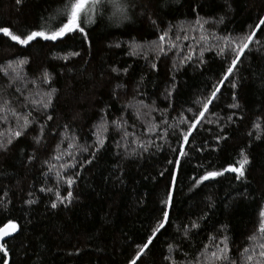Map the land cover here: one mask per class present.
<instances>
[{"label":"trees","instance_id":"trees-1","mask_svg":"<svg viewBox=\"0 0 264 264\" xmlns=\"http://www.w3.org/2000/svg\"><path fill=\"white\" fill-rule=\"evenodd\" d=\"M64 2L21 0L18 4L17 0H0V27H9L21 36L45 25L55 27L64 19L58 15ZM121 2L131 3L129 18L118 21L113 15L116 9L110 4L102 9V20L98 18L94 25L88 26L90 48L79 37L66 44L36 41L23 47L0 34V68L27 58L29 62L24 66L27 81L37 79L44 70L52 77L51 85L41 84L38 89L27 82L9 86V79L0 73V97L24 112L30 110L31 99H39L37 91L57 88L52 107L47 112L33 113L45 125L43 142L37 145L33 140L39 134V126L34 123L28 130L30 134L14 141L7 152H0V199L10 201L6 208L0 204V228L9 221L18 225L17 233L6 240L9 255L4 258L0 253V264L4 259L8 264H129L138 250L136 245L150 234L149 226L159 216L167 196L169 174L173 171V165L167 161L176 159L169 145L178 148V137L169 129L166 142L156 138L161 150L151 147L144 152L129 142L125 151L121 133L110 127L105 133L104 148L92 159V148L88 152L70 149L71 140L66 136H75L80 146H91L102 117L109 125L123 117L128 125H134L129 131H134L141 140L151 141L153 137L147 135L145 125L154 117L163 131L166 126L161 121V112L170 125L176 126L177 132L184 130L186 125L178 121L182 117L192 118V112L186 110L198 111L195 101L209 93L222 66H226L223 57L217 54V41L210 38L212 48L204 52L205 63L199 68L196 67L201 50L197 46L199 39H181L167 56L157 59L149 54L146 61L142 56L147 46L158 41L161 30L169 28L181 37H198L199 32L180 31L182 27H195L198 18L207 21L206 33L235 37L248 33L264 17V0ZM221 17L223 23L219 22ZM255 39L261 44L250 45L253 51L246 53L238 65V87L232 89L225 82L218 100L206 114L212 123L202 122L189 138L186 150L191 159L181 161L170 224L141 258L143 264H169L164 259L169 244L178 249L172 254L177 264H185L198 256L205 244L211 243L209 237H217L218 242L222 229L229 238L232 257L237 258V264H245L239 253L252 244L249 237L258 233L259 212L264 209V133L256 140L254 127L260 123L264 128V25ZM116 43L121 46L115 47ZM133 44L144 46L139 55L129 54V45ZM190 47L195 49L192 62L181 64ZM73 51H79L80 56H69ZM65 56H69L67 62ZM152 62L156 63L155 70ZM113 68L119 71L113 72ZM173 83L175 91L170 99H165L166 89ZM16 87L21 91L17 92ZM140 100L150 105L154 102L158 111L137 120L134 109L126 105L138 106ZM232 103H238L239 108L228 107ZM47 115L53 119L48 121ZM229 116L234 122L228 120ZM219 126H223L222 133ZM4 128L0 124V131ZM249 132L253 135L249 136ZM217 135L228 138L220 142L218 151H212L217 147ZM241 150L250 160L244 180L237 181L233 174L227 173L189 190L191 177L205 170L197 168L198 163L209 170L226 167L240 159ZM69 151L79 162V175L71 189L74 198L60 203L53 192L66 196L68 188L63 179H57L56 172L67 176L77 171L69 169L65 173L60 168L63 163L73 162L66 155ZM60 153H64L61 160H54ZM33 155L35 158L30 160ZM87 159H92V163H85ZM49 163L55 165L51 170ZM41 188H51L53 192H41ZM28 200L35 203L29 205ZM52 202L57 203V208H51ZM193 221L200 224L199 229H191ZM185 226L189 228L187 238H184Z\"/></svg>","mask_w":264,"mask_h":264},{"label":"snow or ice","instance_id":"snow-or-ice-1","mask_svg":"<svg viewBox=\"0 0 264 264\" xmlns=\"http://www.w3.org/2000/svg\"><path fill=\"white\" fill-rule=\"evenodd\" d=\"M21 0H17L19 4ZM111 5L116 9V12L113 14L116 19L126 20L129 18L128 9L131 7V3L124 4L121 0H65L63 6L60 8L58 15L63 16L64 19L60 21L58 25L55 27H51L50 25L42 26L40 30H32L28 32L26 35H17L14 34L13 31L9 27H0V34L4 37L9 38L11 41H14L17 45H21L23 47H28L30 44L36 41H44V42H52L53 45L59 43L66 44L68 42H75L77 37H79L83 44H86L89 48L91 47V41L89 39V31L88 26L94 25L97 19L103 18L102 9H106L108 5ZM220 23H223V17L219 20ZM153 25L156 24L155 20H151ZM207 21H204L203 18H198L195 21V27L190 26L188 29H184L183 27L180 31H189V32H199V36H189L184 35L181 37L172 32V29L169 28L168 31L161 30V34L158 37V41H154L152 44L147 46L145 53L142 58L146 61L149 59V54H154V56L158 59L161 56H167L169 51H172L177 48V41L181 39L187 41L189 39L197 40L199 39L200 44L197 45L200 47L199 57H197L196 67H200L205 63L204 60V52L209 51L212 48V45L209 43L210 38L217 41V47L219 48L218 55L222 56L224 61L226 62V66H222L221 73L217 78L216 83L211 86L209 93L202 99H198L195 103L198 105V111L193 112L192 108L187 109L186 111L192 112V118L182 117L178 123L181 125H186V128L182 131L177 132L175 125H170L168 120L165 118V113L161 112V121L163 125L166 127L163 131H160L161 125L155 122V118L153 117L148 123L145 125L147 130V135L153 137L151 141L141 140L140 137L134 131H129L130 128H133L134 125H128L127 121L121 117L117 120L112 121V124L109 125L108 121L102 117L101 123L97 125L94 135L96 137L95 143L91 146H80L77 143L76 137L71 136L67 137V139L71 140V143L68 144V148L77 149L79 152H88L89 148H92L91 157L95 158L97 152H99L102 148H104L106 143L105 133L109 131V128H114L117 132L121 133V139L125 141L124 147L125 151H127L130 143H134L137 148L143 150L144 152L149 151L151 147H155L157 151L161 150V145L156 143V138L167 141V137L169 135V129H172L173 135H177L178 137V148H173L169 145L170 150L173 153H176L175 160H168L167 163L173 165V171L170 173V183L167 189V196L163 201V206L161 207L159 216L155 219L154 223L149 226L150 234L147 235L146 239L141 243L136 245L138 249L134 256L129 260V264H137L138 261L143 264L142 257H144L149 250L150 246H154V241L157 239L158 235L162 234L163 231H166V226L170 224V214L173 209V199L176 191L177 185V176L180 173L182 168L181 161L190 160L189 152L186 150V146L190 144V137L193 136V132L197 129L198 125L203 123H212V121L206 119V114L209 113V107L213 105L214 101L218 100V94L221 93V89L224 87L225 82H227L228 86L232 89L238 87V83L236 81V72L238 71V65L242 63L241 58L246 55V53H250L253 51L250 48V45L256 44L260 45L261 41L259 39H255L257 36V32L260 31L261 26L264 25V17L258 19L255 23L254 27L248 32L240 36H216L214 33L208 34L204 30V24ZM120 43H116L115 47L119 48ZM131 48L130 55L136 56L140 54V49L144 46L139 44L129 45ZM259 50V49H257ZM183 51V48L180 49ZM71 57H79V51H73L69 54ZM69 56L63 57V59L67 62ZM195 56V49L189 48L188 54L185 55L180 63H191L193 57ZM28 59H19L15 62V64L9 63L6 67L0 68V73H2L5 77L9 79L11 82L9 86L17 84V82L23 83H31L36 85L39 89L40 85H51L52 77L50 73L46 70L43 71L40 77L37 79L27 81V77L24 74V66L28 63ZM151 67L155 70L156 63L152 62ZM177 65L174 63L173 68L175 69ZM113 72H118L119 70L116 68L112 69ZM123 72L127 73V68L123 69ZM173 81H175V76H173ZM122 87V85H117V88ZM176 84L173 83L169 89H166L165 99H170L175 91ZM16 91L20 92V87H16ZM57 93V88L51 86L47 88V90L37 91V96L39 99H31L30 110H26L24 112H20L16 109V107L12 106L11 102L7 98L0 97V124L6 125L4 131H0V152H7L9 147L13 145L14 141L19 140L22 136L30 134L28 132L29 128L33 126V124H37L39 126V134L33 136V140L35 144L39 145L44 140V127L45 125L40 121L36 120L33 115L34 112H47L53 105V101L55 99ZM115 95V93H114ZM232 99L235 100L236 96L233 93ZM25 100H29V97H25ZM154 105V102H153ZM153 105L145 104L143 100L138 102V106L128 103L126 105L127 108L134 109V115L137 120L141 119V116H151L152 113L157 112L158 109ZM28 107L27 105L25 106ZM228 107L233 109H238V103H232ZM147 110V111H144ZM11 118V119H10ZM243 119V116L239 117ZM46 119L51 121L53 119L52 115H47ZM230 122H234L232 116L228 117ZM220 127V132H223V126ZM256 134L255 139H261V133H264V128L260 123H256L254 125ZM67 130V126H65ZM249 136H252L253 133L249 132ZM228 137L225 135H217L216 137V148H213L212 151H218L220 142L222 140H226ZM57 151L59 153V146L57 147ZM64 153L57 154L53 157L54 160H61ZM66 155L73 161L69 163H63L60 165V168L63 169L65 173L69 171V169H77V163L75 155L73 152L69 151ZM240 159H238L234 164H229L226 167L222 168H213L209 170L205 168V165L202 163H198L196 165L197 168H204L202 174L199 176H192L191 179L193 181L190 191L199 188L201 185H204L205 182L218 180L221 177H225L227 173L233 174V179L237 181H242L246 177L247 167L250 164V160L248 155L244 150H241L239 153ZM34 155L29 159H34ZM92 159H87L85 163H92ZM49 169L55 167L54 164L49 163ZM161 176L164 175L163 172L160 173ZM79 175V170L75 173L69 174L67 176H63L60 171L56 172L57 179H63L65 184L67 185L68 191L66 196H61L60 192H53V189L41 188V192H53L56 196V200L60 203H64L65 201L71 202L73 197V192L71 191L72 186L76 182V177ZM6 196V194H5ZM10 203V201H6L5 199H0V204L5 205ZM26 203L33 204L35 200H28ZM211 206V205H210ZM51 208H57V203L52 202ZM200 224L197 221H193L191 223V229H199ZM18 230V225L9 221L7 225L3 228H0V253H3V257L7 258L9 255L7 249V241L6 237L12 236L14 232ZM184 238L188 237L189 228L185 226L183 229ZM222 235L218 239L217 237L212 236L209 237L211 243L205 244L203 249L199 252V255L196 256L193 260L185 261V264H237V258H233L231 253L232 249L228 243V236L223 234V229L221 230ZM252 244L248 247H245L239 253V259L243 260L245 264H264V209H261L259 212V224H258V233L253 234L249 237ZM178 250L175 245L169 244L168 246V255L164 256V259L169 262V264H177V260L173 257V252ZM187 255V253H185ZM3 264H8L7 259H4Z\"/></svg>","mask_w":264,"mask_h":264},{"label":"water","instance_id":"water-1","mask_svg":"<svg viewBox=\"0 0 264 264\" xmlns=\"http://www.w3.org/2000/svg\"><path fill=\"white\" fill-rule=\"evenodd\" d=\"M16 233H17V232H14V233L12 234V236H10V237H6L5 239L7 240V239L13 237Z\"/></svg>","mask_w":264,"mask_h":264},{"label":"bare ground","instance_id":"bare-ground-1","mask_svg":"<svg viewBox=\"0 0 264 264\" xmlns=\"http://www.w3.org/2000/svg\"><path fill=\"white\" fill-rule=\"evenodd\" d=\"M185 44L187 45V42H186ZM215 45H217V43H216ZM4 126H5V128L7 127L6 125H4ZM5 128H4V130H5ZM4 130H3V131H4Z\"/></svg>","mask_w":264,"mask_h":264}]
</instances>
